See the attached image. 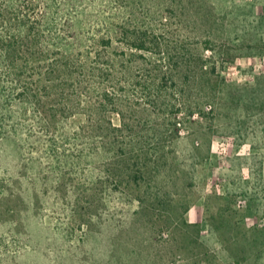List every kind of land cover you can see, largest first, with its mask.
<instances>
[{
  "label": "rangeland",
  "instance_id": "rangeland-1",
  "mask_svg": "<svg viewBox=\"0 0 264 264\" xmlns=\"http://www.w3.org/2000/svg\"><path fill=\"white\" fill-rule=\"evenodd\" d=\"M21 1L0 0V29L32 14ZM61 6L49 20L46 100L63 110L73 91L86 94L89 71L105 67L100 54L130 129L80 135L88 119L77 116L45 128L33 104L13 97L0 117V264H264V0ZM134 27L159 44L133 49L122 32ZM66 52L89 58V70L72 69L85 74L78 87L62 86L50 66ZM0 84L7 96L11 83ZM131 145L152 161L142 175L110 165L115 153L134 155Z\"/></svg>",
  "mask_w": 264,
  "mask_h": 264
},
{
  "label": "trees",
  "instance_id": "trees-1",
  "mask_svg": "<svg viewBox=\"0 0 264 264\" xmlns=\"http://www.w3.org/2000/svg\"><path fill=\"white\" fill-rule=\"evenodd\" d=\"M21 2L26 4V7L29 8L30 6V8H32V14L30 13L20 16L17 19H8L3 23L2 28L0 29V81L1 78H7L11 83L10 85H12L10 86L12 87V91L7 96L3 94V92L6 90L5 88L0 90L1 119L6 107L12 104V99L16 95V98L19 99L22 104L27 102L33 104L37 114H40L45 128L56 124L58 119L65 120L77 116L88 119V122L85 123L87 124L86 126H82L83 124L80 125L82 126V128L79 130L80 135L83 133H94L103 139L109 137L111 133L118 134L125 132L126 127L130 129L129 124L126 125L125 116L121 110L122 100L119 98V96L112 92L110 88H113V86L118 84V81L115 79L112 71L114 69L113 63L102 62L100 54L94 58L95 63L97 64L101 61V64L105 65V67L103 66L98 68L100 65H95L96 67L92 68L93 71H89V75L87 76L88 82L85 84L87 89L86 94L83 92L76 94L73 91L74 96H69L63 103V110H55L49 105L44 96V92L54 89L55 86L47 85V77H43L42 73L43 68L46 67L45 65L49 62L50 57V50H48V40H51L55 37L53 33L55 29L50 28L53 27L54 24H52V21L49 20L53 14L59 15V5H62L61 10L63 6L64 8L73 7L75 5V0H62V4H60L58 0H23ZM36 9H38L37 11L40 12L39 14ZM65 20L66 21L63 23V26L65 25L68 27H62L60 31L64 34H69L70 28H72V25L75 24L70 23L68 19ZM71 35L75 34H72L71 31ZM122 35L131 40V46L136 51H151L153 45L156 46L159 44L155 34L135 27L131 30L125 29L124 32H122ZM150 37H153L154 39L150 40ZM102 41L106 50L112 46V41L110 38H103ZM206 49H209V46H206ZM210 49H214V47H211ZM72 58L73 56L66 52L63 57L59 59L54 58L52 60L54 61V64H50V66L54 69V72H56L55 74L57 75V72L59 73L57 77H60L59 81L64 87H68L69 83H71L72 87H78L79 84L81 85L82 80L79 79L85 77V74H81L80 72L83 73L85 68L89 70L90 67L89 58L81 64L74 62ZM188 63L191 65V62L188 61ZM33 66L34 68H32ZM74 68H81L77 75H74V72L72 71ZM32 69L37 71V79L35 80V83L30 81L26 82V75L29 74L30 71H33ZM46 69L48 68H45L44 70ZM192 74L195 79L197 74L195 72ZM187 77L190 79L192 75L190 74ZM50 81L51 82H49V84H53L56 81V78L53 77L52 74ZM0 87H4V85L0 84ZM91 92L96 93L97 96L91 97ZM76 95L79 101L78 105H75L69 109L70 106L66 105L73 104V102L76 100ZM193 105H191V109H199V111L192 112L191 114L195 113L193 116L197 115L198 118L200 117L199 119H203L202 117H204V114L200 108V105ZM131 108L134 109L133 107ZM59 109H61V107ZM22 112L23 109L20 110L21 114ZM23 113L27 116V109H24ZM107 115H112V119L109 116L108 120ZM113 116L117 118V121L119 122L118 124H113ZM193 116L191 115V117ZM12 117H14V115ZM195 122L198 123L196 120H191V124ZM177 124L178 123L176 122V125ZM177 136H179L178 131ZM130 148L131 150L129 152L134 153V155L130 154V156L127 157L125 155L126 153L124 155L121 153H115L114 156L116 161L110 165L116 164V166H119L122 164L125 168L129 167L128 169H130L131 167L136 169L135 173L139 172V174L142 175L144 171L149 170L150 167H152V161L147 154L145 156H142L139 153L135 154L136 151L133 145H131ZM129 163H132V166H130ZM137 178L138 177H136V179ZM229 181L230 182L228 185L231 184V179H229Z\"/></svg>",
  "mask_w": 264,
  "mask_h": 264
}]
</instances>
